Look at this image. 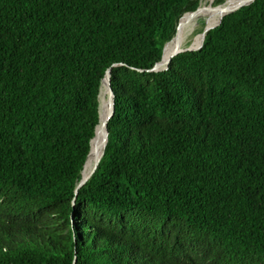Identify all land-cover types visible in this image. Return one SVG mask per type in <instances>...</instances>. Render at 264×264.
Segmentation results:
<instances>
[{
	"label": "trees",
	"instance_id": "1",
	"mask_svg": "<svg viewBox=\"0 0 264 264\" xmlns=\"http://www.w3.org/2000/svg\"><path fill=\"white\" fill-rule=\"evenodd\" d=\"M203 9L0 0V264H264V0L147 72Z\"/></svg>",
	"mask_w": 264,
	"mask_h": 264
},
{
	"label": "bare ground",
	"instance_id": "2",
	"mask_svg": "<svg viewBox=\"0 0 264 264\" xmlns=\"http://www.w3.org/2000/svg\"><path fill=\"white\" fill-rule=\"evenodd\" d=\"M241 1L242 0H224L221 4H218L215 8L210 9L209 11H207L205 13L204 18L202 19L204 21V24H202V25H204V27H206V28H211V27L216 26L220 22L222 17H224L226 14L238 9L239 7L243 6L244 4L249 3L251 0H247L244 4H242L241 6H238ZM194 20H195V18L190 20L184 26V28L180 31V35L178 37L174 38L170 42L168 48L166 50H164V55H163L164 59L163 60H167L170 57V55L176 49H184L187 47L193 48L202 40V38H203L202 33H196V30L200 26V21L197 23H194V25H191L187 30L183 31ZM107 91H108V89H107ZM105 95H107L106 82H102L101 88H100V94H99V96H101V99H102V105H101L100 111H99L100 112V123H99L100 125L97 126L95 137L92 139V142H91V149H90L91 151H90V154L88 157L90 167H89V163H88V166L86 168H84V170L88 169L87 172L84 173V170L82 171V173L84 174V177H83L84 179L88 178L91 175V173L95 167V164L101 158L102 153H103V148H104V144H105V135H104L103 124H104V122H105V120H106V118L110 112V108H111V99H110V102H109V100L106 101L104 99ZM99 153H100V155L98 157ZM97 158H98V160H97Z\"/></svg>",
	"mask_w": 264,
	"mask_h": 264
},
{
	"label": "water",
	"instance_id": "3",
	"mask_svg": "<svg viewBox=\"0 0 264 264\" xmlns=\"http://www.w3.org/2000/svg\"><path fill=\"white\" fill-rule=\"evenodd\" d=\"M213 1H214V0H213ZM213 1H211L210 3H212ZM254 1H255V0H251L249 3L244 4L243 6L239 7L238 9H240V8H242V7H245V6H248V5H250L251 3H253ZM238 9H236V10H234V11L228 13V14H231V13L237 11ZM196 11H197V10H196ZM196 11H195V12H196ZM191 13H194V12H191ZM186 14H188V13H186ZM186 14H184V15L182 16V18H183ZM228 14H226V15H228ZM226 15H225V16H226ZM182 18H181L180 21H179L178 29H177V33H176V35H175L174 37H176V36L178 35L179 26H180V22H181ZM222 19H223V17H222ZM222 19L220 20V22H219L216 26L211 27V28H205V29L203 30V32H202L203 40H202L201 45H200L198 48H196V49H192V48H190V47H187V48H184V49H176V50L170 55V57H169L167 60H163V59H164V56H163V55H164V50H165L166 46H167V45H168V44L174 39V37H173L169 42H167V43L164 45L161 60H160L159 62H157V63L153 66V68L147 70V72L152 73V72H160V71L168 70L169 65H170V63H171V60H172L174 57H176L177 55H179L180 53L191 52V51L199 50V49L202 47V45H203V42H204V39H205L206 34H207L210 30H212V29H214L215 27H217L218 25H220ZM116 66H117V65H116ZM118 66H121V65H118ZM110 71H111V70H108V71L106 72V75H105V77H104V79H103V81H102V82H106V86H107V89H108V91H109V93H110V99H111V108H110V112H109V114H108V116H107V118H106V120H105V122H104V124H103V127H104V135H105V146H106V143H107V141H108V129H107V124H108V121L112 118V116H113V114H114V95H113V92H112V89H111ZM139 71L142 72L143 70H139ZM99 119H100V113H99ZM96 129H97V128H96ZM95 134H96V131H95ZM94 137H95V136H94ZM91 142H92V141H91ZM105 146H104V148H105ZM90 151H91V150H90ZM103 152H104V149H103ZM89 154H90V152H89ZM89 154H88V156H87V159H88V157H89ZM102 156H103V153H102ZM102 156H101V157H102ZM100 159H101V158H100ZM100 159H99V160L97 161V163L95 164V167H94V169H93L91 175L93 174V172L95 171L96 167L98 166V163L100 162ZM83 169H84V168H83ZM82 171H83V170H82ZM91 175H90L88 178H85V179H84L83 177H81V180H80V182L78 183V185H77V187H76V193H77V191H78V190H79V189H80V188H81V187L87 182V180L91 177ZM81 176H82V173H81ZM73 264H75V259H74V261H73Z\"/></svg>",
	"mask_w": 264,
	"mask_h": 264
},
{
	"label": "rangeland",
	"instance_id": "4",
	"mask_svg": "<svg viewBox=\"0 0 264 264\" xmlns=\"http://www.w3.org/2000/svg\"><path fill=\"white\" fill-rule=\"evenodd\" d=\"M211 1H213V0H200V4L202 3V6L204 5V9H203V13L202 14H200L201 15V19H200V26H199V28L196 30V33H200V31H201V29L202 30H204L206 27H204V25H202V24H204V21L202 20L203 18H204V16H205V13L207 12V11H209L210 9H213V8H215L217 5H215L214 4V1L212 2V3H210ZM224 1V0H223ZM222 1V2H223ZM191 25H194V23H192V24H190L186 29H184L183 31H185V30H187ZM182 31V32H183ZM199 31V32H198ZM180 35V32L178 33V35L176 36V37H178ZM176 37H174V38H176ZM170 44V43H169ZM169 44L166 46V48H165V50L168 48V46H169ZM106 92H107V95H105L104 96V99L107 101V100H109V102H110V94H109V92L107 91V86H106ZM101 105H102V99H101V96H99V107H101ZM99 155H100V153L98 154V157H99ZM97 160H98V158H97Z\"/></svg>",
	"mask_w": 264,
	"mask_h": 264
}]
</instances>
